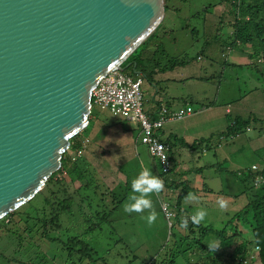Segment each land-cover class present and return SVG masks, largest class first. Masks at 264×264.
Listing matches in <instances>:
<instances>
[{
	"label": "rangeland",
	"instance_id": "1",
	"mask_svg": "<svg viewBox=\"0 0 264 264\" xmlns=\"http://www.w3.org/2000/svg\"><path fill=\"white\" fill-rule=\"evenodd\" d=\"M164 5L163 19L144 51L147 57L155 56L156 62L161 65L169 62L181 65L161 72V75L159 72L156 78L143 77L144 110L149 107L153 94L157 99L169 102L170 111L182 108L188 113L163 125L166 132L176 134V144L171 149L175 168L170 177L178 185L172 184L171 179L167 181L160 177L165 182V188L151 197L158 213L157 221L149 226L141 215L125 213L123 206L132 195L131 181L143 168L150 169L157 176L158 160L150 157L140 142L138 126L96 108L91 109L94 123L90 132L83 138L81 148L71 157L80 165L84 179L79 181L75 176L70 178L63 174L62 185L44 191L51 198L53 193H59L61 187L75 196L82 194L86 215H93L94 212L101 215L105 208L98 201V193H89L87 197L85 190H76L84 181L91 182L93 186L97 183L99 190H111L118 198H123L110 218L111 225H104L100 231L89 234L90 241L96 245L93 258L98 260L104 253L109 264H129L126 257L115 256L117 250L124 252L121 243L114 244L119 237L125 242L123 245L126 244L138 256L132 264H144L152 259L167 238L165 220H169L168 226L174 222L171 217L176 214L174 204L182 193V186L187 187L183 190L185 195L192 192L199 199L189 201L185 196L179 217H191L198 209L204 208L208 215L201 224L222 227L254 197L258 185L253 183L254 186H251V181L245 179L251 165L255 164L259 169L264 165V61L258 56L257 61L262 63L255 61L257 71L252 63L248 64L252 60L248 58L247 45L240 44L238 48L242 46V49H229L223 44L230 33L228 25L233 20V8L218 0H164ZM140 48L141 45L137 49ZM227 105L232 109V116L257 120L255 123L251 121L245 132L235 137H223L221 144L216 145L218 135L227 127L224 113V106ZM202 106L215 108L209 111L201 109ZM194 142H197L196 145H193ZM59 177L57 174L55 178ZM87 178L89 181H86ZM59 196L62 194L59 193ZM38 200V196L34 197L33 203L39 204ZM219 200L227 201L226 211H221ZM27 202L14 210L20 213L5 219L3 228L0 227V264H65L74 261L75 258L67 256L68 252L62 248L58 238L66 240L72 233H80L90 222L83 218L79 209L69 214V207H66L65 222L60 221L59 232L52 231L51 234L57 240L46 241L39 236L37 218L40 214L37 216ZM11 221L12 224H9ZM7 228L11 232L7 233ZM182 231L178 226L177 234ZM17 235L22 248L16 250L19 244ZM237 238L244 241L241 235ZM108 246H111V255L106 249ZM184 250V257L176 256L178 264L184 263V259L192 263L199 261L195 250ZM223 251L219 261L231 264L228 251ZM254 251V244L248 242L247 252ZM83 264L92 263L85 261Z\"/></svg>",
	"mask_w": 264,
	"mask_h": 264
},
{
	"label": "water",
	"instance_id": "2",
	"mask_svg": "<svg viewBox=\"0 0 264 264\" xmlns=\"http://www.w3.org/2000/svg\"><path fill=\"white\" fill-rule=\"evenodd\" d=\"M164 14V0H0V219L60 168L92 89Z\"/></svg>",
	"mask_w": 264,
	"mask_h": 264
},
{
	"label": "trees",
	"instance_id": "3",
	"mask_svg": "<svg viewBox=\"0 0 264 264\" xmlns=\"http://www.w3.org/2000/svg\"><path fill=\"white\" fill-rule=\"evenodd\" d=\"M218 1L228 3L231 8H233V20L228 25L230 33H228V38L224 39L223 44L226 46V48L230 47L229 49L238 48L240 44L247 45L248 58L250 61L252 60V62H248V64L252 63L255 69L259 71V69L256 68L255 61H257L258 56H260L262 61H264V0ZM153 35H155V31L141 44L142 48H140V50H138L140 47L138 46V49L136 48L135 51L126 59L123 65L127 62H130L131 65L127 70L124 71H129L131 74H137V72H135V70H137L143 75V77L152 79V76L157 72L172 70L175 66L181 65L180 63L174 62H169L170 64L168 63L167 65H161L159 62H156L155 56H146L144 48L146 47L150 37ZM238 49H242V46ZM151 63L153 65H151ZM150 65L152 66L151 69H149ZM166 107L168 111H170L169 103H167ZM91 113V117H89V123L86 128L70 138V146L62 154L60 168L56 172L52 173L50 177H48L44 187L34 196L39 197V204L33 203L34 197L27 202L29 206H32L35 209L37 216L38 213L40 214V216L37 218V221L40 223V227L38 228L39 236L40 238H44L46 241L57 240V238L51 236V234L52 231L59 232L61 228V222H65L66 218H64V213L67 210L66 207H69V214L75 212L76 209H79L83 218L86 219L87 222H90L84 231L76 234L72 233L66 238V240L64 238H58V241L63 245L62 248L68 252L67 256L69 258H75L74 261L71 260V263L67 261L65 264H83L85 261L92 264H109V261L106 262V255H104V253L98 257V260L93 258V254H96V245H94L93 241H90V236L92 235V232L100 231L102 226L104 227V225H111L110 218L122 203L123 199L118 198L114 191L99 190L97 183L95 186H93L91 182L85 183L84 181L82 185L76 188V190H85L86 192L84 193L87 195V197L89 193H92V195L98 193L100 195L98 201L105 208L103 209L101 215H99L98 212H94L93 215H86V210L83 209L82 204L85 197L82 194L77 193L75 196L74 194H70L63 187H61L59 191L62 196H59V193L57 192V194L53 193L51 198V196L46 195L44 192L45 190H50L53 186L58 185L59 187V185H62L63 181L61 179H64L63 174L69 175L70 178L75 176L79 181L84 179L80 165L77 162L72 161L71 157L73 156V152L76 150L78 151L81 148L83 138L86 137V135L90 132L91 126H93L94 119L92 118L93 114ZM151 115L155 116L156 114ZM225 117L227 120V127L225 131H222L218 135V142L216 145L221 144L223 141L221 138L223 137L228 138L230 135L235 137L245 132L244 129H246L248 125L255 123L257 120V118L251 117L242 118L241 116H232L230 114V109L226 111ZM196 143L197 142H194L193 145H196ZM168 155L171 161V168L168 170V172H162L159 166L160 171H157V176H162L164 177V180L167 181L171 179L172 182L170 175H172L171 172L175 168V159L171 148L168 150ZM253 165L255 168H252ZM252 169L255 170L253 171ZM196 171H198V169ZM57 174L60 175L59 178H55ZM259 174L262 175L263 181L260 183L259 187L255 188L254 197H252L242 209L236 211L234 215H232L231 218L219 228L209 225L193 224L189 216L187 217L189 218L187 227L185 228L181 226V221L183 218L179 217L181 209L180 206L182 199L186 196L183 193V190L186 186H182V193L178 195L174 204L177 209L176 214L174 213V216L171 217L174 219V222H171L169 226L167 224V221L169 222V220H165L164 222L166 229L165 237L167 238L157 250L152 259L144 264H178L176 262V256L181 255L184 257V249L195 250L194 254H196L199 258V261H196L198 264H225L222 260L219 261L218 259L221 257V255H223L224 249L228 251L230 258L229 262L231 264H264V165L261 169H259L255 164H252L250 170L246 174L245 179L250 180L251 186H254V177ZM86 181H89V179L87 178ZM173 182L172 184L175 186L178 185L177 183ZM180 184H182V181ZM53 191L56 192V190ZM91 199L92 198L90 197V210L93 208V202ZM15 213L16 211H13L0 219V227L4 225L3 221L5 219L11 217ZM18 213L20 212H17L16 214ZM94 219L96 220L95 222H93ZM9 224H12V221ZM178 226H181L183 231L177 234ZM5 231L9 233L11 232V229L7 228ZM239 235L243 237L244 241L237 238ZM17 236L19 244L16 247V250L18 248H22V242H20L21 239L19 238L20 236ZM189 236H191V238ZM250 236H252V239ZM212 240H216L221 244L220 247L214 252L210 251L207 245V243L212 242ZM248 242H252L254 244L255 251L253 253L247 252ZM118 243H121V248L124 250V252L117 250V252H115V256H123L124 258L126 257V259H129V264L135 262L138 256L130 248H128L126 244L125 246L123 245L125 242L122 238L119 237L117 240H115L114 244ZM183 246L185 248H183ZM108 247L106 249L110 250L111 255L113 253L111 246ZM126 249H128V251H126ZM196 262L192 263L190 260L187 259L186 261V259H184V263L182 264H195Z\"/></svg>",
	"mask_w": 264,
	"mask_h": 264
},
{
	"label": "built area",
	"instance_id": "4",
	"mask_svg": "<svg viewBox=\"0 0 264 264\" xmlns=\"http://www.w3.org/2000/svg\"><path fill=\"white\" fill-rule=\"evenodd\" d=\"M143 81V75L140 73L131 74L121 70L107 73L92 89V108L106 111L113 117L138 126L140 142L146 147L147 153L158 160L162 172H168L171 168L168 155L170 142L162 137V128L164 122L181 119L188 112L182 108L168 111L166 104H157V109L148 113L144 110ZM252 168L255 166L253 165ZM261 181L260 174L254 177L255 183Z\"/></svg>",
	"mask_w": 264,
	"mask_h": 264
},
{
	"label": "clouds",
	"instance_id": "5",
	"mask_svg": "<svg viewBox=\"0 0 264 264\" xmlns=\"http://www.w3.org/2000/svg\"><path fill=\"white\" fill-rule=\"evenodd\" d=\"M260 183H256L258 187ZM164 188L165 182L163 179L154 175L150 169L143 168L139 172V174L131 181L132 195H130L129 197V202L124 204L123 211L128 214L136 213L141 215V218L145 219L149 226H152L158 219V213L155 210V205L151 197L153 194H159L160 192H162ZM186 199L189 201L198 200L199 197L196 194L189 192L186 194ZM218 204L221 211L227 210V201L219 200ZM207 215V210L204 208H200L195 212L194 215L190 217V219L193 224L199 225L205 221ZM188 223L189 218H183L181 221V226L186 228ZM207 245L210 251L214 252L220 247L221 244L218 242H209ZM256 248L258 249L257 246Z\"/></svg>",
	"mask_w": 264,
	"mask_h": 264
},
{
	"label": "crops",
	"instance_id": "6",
	"mask_svg": "<svg viewBox=\"0 0 264 264\" xmlns=\"http://www.w3.org/2000/svg\"><path fill=\"white\" fill-rule=\"evenodd\" d=\"M158 74H159V72L155 73L153 75V78H156L158 76ZM159 75H161V72H160ZM150 102L151 103H150L149 107L146 110L148 113L151 112L153 110V108L157 109L158 105H160V104H164V105L166 104L167 105V103H169V102H167L165 100L157 99V97L155 95H153V94H152V100ZM202 107L203 108H201V109H205V110H209V111L215 108V106H202ZM226 107H228L230 109V114H232V109H231V107L229 105L224 106V113L226 114V110H225ZM210 114H215V113L210 112ZM175 136H176V134L173 135L170 131L166 132V130H164V128H162V137L167 139L170 142V145H171L170 148L171 149H172V146L174 147V145L176 144V137Z\"/></svg>",
	"mask_w": 264,
	"mask_h": 264
}]
</instances>
